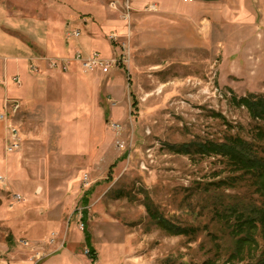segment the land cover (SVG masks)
<instances>
[{"label": "rangeland", "instance_id": "1", "mask_svg": "<svg viewBox=\"0 0 264 264\" xmlns=\"http://www.w3.org/2000/svg\"><path fill=\"white\" fill-rule=\"evenodd\" d=\"M126 1L107 0V29L92 21L95 51L115 62L95 70V97L79 102L75 87L64 104L7 110L0 121V264H244L230 261L233 240L196 191L227 168L168 146L248 139L264 126L232 100L264 96V0H168L167 14ZM9 126L19 142L11 153ZM235 185L218 190L223 201L258 202L248 183ZM149 200L198 231L167 232Z\"/></svg>", "mask_w": 264, "mask_h": 264}, {"label": "crops", "instance_id": "2", "mask_svg": "<svg viewBox=\"0 0 264 264\" xmlns=\"http://www.w3.org/2000/svg\"><path fill=\"white\" fill-rule=\"evenodd\" d=\"M148 1L157 2L164 14L171 9L168 0H133V7L140 8ZM106 2L0 0V97L18 100L22 109L39 103L64 104L75 87L83 93L84 99L79 97V102L95 97L97 71L86 72L72 62L66 72H60L51 69L49 62L95 51L101 34L92 21L107 29ZM176 3L180 5L179 0ZM70 29H79L81 35L67 38ZM15 76L20 79L19 86L12 80Z\"/></svg>", "mask_w": 264, "mask_h": 264}, {"label": "trees", "instance_id": "3", "mask_svg": "<svg viewBox=\"0 0 264 264\" xmlns=\"http://www.w3.org/2000/svg\"><path fill=\"white\" fill-rule=\"evenodd\" d=\"M238 107H244L250 118L264 121V96L249 94L241 98H232ZM221 117V116H218ZM250 137L245 139L238 135H227L222 142H190L179 146L171 145L173 153L187 156L219 157L229 176L213 183L199 184L197 192L213 202L209 206L212 217L222 231L233 240L230 261L244 264H264V126L256 124L251 128ZM244 181L257 195L258 202H225L221 189L224 185L235 187ZM151 202L146 205L150 216L172 235H194L198 229L177 224L161 216ZM261 239V243L258 241ZM89 256H93L90 253Z\"/></svg>", "mask_w": 264, "mask_h": 264}, {"label": "built area", "instance_id": "4", "mask_svg": "<svg viewBox=\"0 0 264 264\" xmlns=\"http://www.w3.org/2000/svg\"><path fill=\"white\" fill-rule=\"evenodd\" d=\"M118 1H111L110 6L116 8ZM125 6V10L128 14L129 5L128 2L121 3V6ZM123 6V7H124ZM153 6H150L152 9ZM126 16V15H125ZM81 35L79 29H70L66 32L67 38H78ZM111 40L115 39V36H110ZM72 62L78 63L81 68L86 72H93L95 70H102L103 72L108 71L112 65L115 64L114 60H109L100 55L97 51H92L87 55H83L80 52L75 53L70 58H62V59H53L49 62V66L53 70H59L60 72H66L68 70L69 65ZM13 82L16 86L20 85V79L16 76L13 79ZM4 109L0 112V121H6L8 119L9 113L7 110L17 113L20 110L21 104L16 99H6L4 101ZM9 135L12 137L10 138V143L7 145L6 150L8 152H14L19 148V142L17 137L16 129L9 126ZM15 199H18V196H15Z\"/></svg>", "mask_w": 264, "mask_h": 264}, {"label": "water", "instance_id": "5", "mask_svg": "<svg viewBox=\"0 0 264 264\" xmlns=\"http://www.w3.org/2000/svg\"><path fill=\"white\" fill-rule=\"evenodd\" d=\"M200 1H203V2H213V1H216V0H200Z\"/></svg>", "mask_w": 264, "mask_h": 264}]
</instances>
